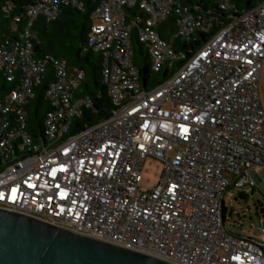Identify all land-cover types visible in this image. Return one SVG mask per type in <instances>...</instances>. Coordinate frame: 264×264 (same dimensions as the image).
<instances>
[{
	"label": "built area",
	"instance_id": "1",
	"mask_svg": "<svg viewBox=\"0 0 264 264\" xmlns=\"http://www.w3.org/2000/svg\"><path fill=\"white\" fill-rule=\"evenodd\" d=\"M215 2L236 16L220 20L177 0H102L88 48L101 55L113 111L71 135L74 119L93 107L75 95L84 73L53 56L37 59L31 27L40 16L55 20L63 6L83 10L84 0H36L19 40L0 43V72L19 80L0 100V210L172 264H264V241L230 234L221 208L229 188L255 187L264 167V0L241 13L229 0ZM135 8L144 15L128 22L126 9ZM173 9L177 33L166 40L158 27ZM134 29L153 72L182 62L152 89L133 61ZM214 29L191 57L174 49L175 38ZM48 66L56 76L45 92L51 110L35 141L28 106ZM149 158L163 171L143 190Z\"/></svg>",
	"mask_w": 264,
	"mask_h": 264
},
{
	"label": "trees",
	"instance_id": "2",
	"mask_svg": "<svg viewBox=\"0 0 264 264\" xmlns=\"http://www.w3.org/2000/svg\"><path fill=\"white\" fill-rule=\"evenodd\" d=\"M262 1L229 0L239 13L252 9ZM101 2L102 0H84L83 10L71 5L63 6L55 20L48 22L40 16L31 27L37 35V40L34 43L37 59L44 60L46 56H53L65 61L70 72L77 68L84 73L85 78L78 84L75 95L76 98H88L91 100L93 107L84 109L82 116L74 119L71 126V135L101 123L113 111L107 87L103 83L101 55L88 48V39L93 26L92 14ZM35 3L36 0H0V43L8 42L13 45L14 42L19 40L29 25L27 10ZM177 3L181 7L188 8L191 12L200 11L203 14L216 16L220 20H227L231 15L236 16L234 11L221 10L215 0H177ZM126 10L129 13L128 22L134 16L144 15V12L139 8ZM178 20L179 16L173 9L166 21L158 27L162 38L168 40L177 33ZM215 31L216 29L209 35L198 34L196 38L191 40L182 37L175 38L174 49L189 58L205 45ZM131 42L133 61L140 71V79L146 89H152L160 85L182 64V62H178L172 69L164 66L160 72L155 73L151 69V58L147 49L138 40L136 29L132 31ZM54 80H56L54 71L51 66H48L47 74L44 76L41 85L35 87V97L28 106V131L35 141L44 136V119L47 112L51 110V104L45 98V92ZM18 82L17 77L14 82H9L4 73L0 72V100L8 96ZM231 189L239 190L231 187L226 193ZM239 197L246 199L247 194L239 193ZM222 203L224 204L223 214L226 223L227 209L224 198ZM262 213L264 214L263 210Z\"/></svg>",
	"mask_w": 264,
	"mask_h": 264
},
{
	"label": "water",
	"instance_id": "3",
	"mask_svg": "<svg viewBox=\"0 0 264 264\" xmlns=\"http://www.w3.org/2000/svg\"><path fill=\"white\" fill-rule=\"evenodd\" d=\"M0 264L172 263L0 210Z\"/></svg>",
	"mask_w": 264,
	"mask_h": 264
},
{
	"label": "rangeland",
	"instance_id": "4",
	"mask_svg": "<svg viewBox=\"0 0 264 264\" xmlns=\"http://www.w3.org/2000/svg\"><path fill=\"white\" fill-rule=\"evenodd\" d=\"M136 37V36H135ZM261 94L264 104V70L261 76ZM163 171L162 163L154 158L146 160L142 170L141 188L151 190L155 188ZM257 182L255 187H245L242 190H229L224 197L226 206V230L233 235L264 241L261 228H264V167L257 168ZM239 193H246L242 199Z\"/></svg>",
	"mask_w": 264,
	"mask_h": 264
}]
</instances>
